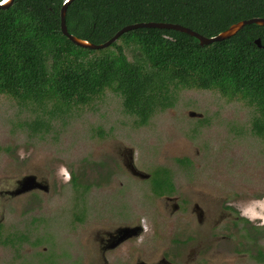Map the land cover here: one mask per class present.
Masks as SVG:
<instances>
[{
	"label": "rangeland",
	"instance_id": "374dc122",
	"mask_svg": "<svg viewBox=\"0 0 264 264\" xmlns=\"http://www.w3.org/2000/svg\"><path fill=\"white\" fill-rule=\"evenodd\" d=\"M128 58L133 61L131 51ZM40 111L0 95V146L9 147L0 153V191L15 189L28 175L45 181L41 184L48 189L15 195L4 207L0 198L6 226L29 237L17 264H101L92 230L107 220L125 225L140 218L147 226L141 248L134 251L127 245L126 257L109 258L110 264H135L136 255L155 261L171 238L186 236L202 240L203 264H263L250 256H232L234 247L244 241L243 224L235 217L247 218L264 230V212L255 203L264 201V138L250 132L252 109L245 102L214 90L181 89L174 107L138 127L124 112L122 98L106 90L67 114L46 115L50 126L45 133L19 126L34 121ZM189 111L202 116L190 117ZM121 149L133 151L140 171L152 174L163 166L176 174L177 193L191 204L212 208L213 219L200 225L189 212L169 218L164 203L149 191L151 180L113 170ZM183 155L189 157L190 169L175 161ZM110 171H115L113 178L107 175ZM119 181L124 182L123 189ZM119 191H126L127 197ZM124 201L128 210L120 217L117 207ZM226 211L231 216L224 217ZM77 217L82 222L76 223ZM260 245L264 247V238ZM7 250H1L0 264H8Z\"/></svg>",
	"mask_w": 264,
	"mask_h": 264
},
{
	"label": "trees",
	"instance_id": "16d2710c",
	"mask_svg": "<svg viewBox=\"0 0 264 264\" xmlns=\"http://www.w3.org/2000/svg\"><path fill=\"white\" fill-rule=\"evenodd\" d=\"M63 2L14 0L8 9H0V95L41 110L34 121L19 126L45 133L50 126L46 115L67 114L106 90L122 98L123 110L136 126H145L157 113L175 106L179 90L198 89L245 102L252 109L250 132L264 138V26L246 25L234 36L206 46L176 30L138 28L108 48L91 50L63 35ZM257 17L264 18V0H74L66 24L70 34L101 44L135 23L180 24L213 37ZM258 38L263 47L255 44ZM3 150L9 147L0 146V153ZM177 161L182 166L191 163ZM151 182L158 196L175 189L166 167H157ZM239 222L244 241L236 252L264 264V230L244 217Z\"/></svg>",
	"mask_w": 264,
	"mask_h": 264
},
{
	"label": "flooded vegetation",
	"instance_id": "af4514ba",
	"mask_svg": "<svg viewBox=\"0 0 264 264\" xmlns=\"http://www.w3.org/2000/svg\"><path fill=\"white\" fill-rule=\"evenodd\" d=\"M125 150L127 154L125 153ZM119 153L120 154H117V159H115L114 162H112L113 170L122 169L131 178L138 179L141 181L151 180L152 174L148 173L150 177L148 179L142 180L129 172V167L131 166L135 167L134 158H133L134 153L132 157L130 156L128 149H123V150L121 149V152ZM178 159H189V157L186 155H183L180 158H177L175 161L177 162V164H180L177 161ZM180 166L187 170V169H190L192 164L190 163V165H186V166H182L180 164ZM114 172L110 171L107 175L110 176L111 174V178H113L115 175ZM171 178H172V182L175 188L173 193L158 196L154 192L152 184H151V188L149 189L152 196L159 198L164 203L165 212L168 214L169 218L173 217L178 212H185V213L189 212L191 215H194L196 217V220L200 225H204L205 221L208 222L210 219H213L212 218L213 216L212 208L202 207V205H200L197 202L193 204L189 203L187 198H184L180 193L179 194L177 193L179 184L176 180V174H173V172H171ZM41 181L42 180L40 179V182ZM42 182H45V181H42ZM18 185L19 184L17 182L15 189H7V190L0 191V198L2 199L1 204L3 203L2 204L3 207L5 205V202H7L8 199L15 196L13 193L16 191V189L19 188ZM119 185H120V189L124 188V182L119 181ZM47 190L48 189H42V190L35 189V190H32V192L37 194L40 191L47 192ZM88 190L89 189H87V191ZM119 193H121V191H119ZM36 194H34L35 197H37ZM121 194H123L124 197H127L126 191H123ZM110 199L114 201L112 197ZM125 205H126V201L122 202L117 207L118 210H120L119 211L120 217L126 216V212L128 209L125 207ZM76 206H78V204H76ZM227 206L228 205H226V207ZM77 209L75 210V212H77ZM129 211L131 212V210ZM226 212H225L226 215H223L224 217L231 216V212H228V211ZM239 217L240 216L235 217V220H239ZM79 222H82V221L79 220L77 217L76 223H79ZM134 227L141 228L140 232L137 235H134L133 232L129 230L127 232H124L122 230L123 228H134ZM146 227L147 226L145 224V220L140 218L138 221L134 223L125 224V225H118V222L114 223L111 220H107L104 223V226L93 229L91 239H92V242L96 244V248H98L101 254L98 258L99 262L101 264H110L108 261L109 258H111V260H113L114 258L123 260L127 254L126 253L127 245H132V247H135L134 251H138L141 248L139 241H140V238H142L143 235L145 234ZM182 231L185 232V229H183ZM182 231L179 232V234H182L183 233ZM213 237L216 238V236H213ZM222 237H225V236H222ZM169 242H170V245L167 246L160 253V255L155 261L146 262L145 260L142 259L140 255H136L133 257L135 259V264H203L202 257H205V254L202 255V252H206V251L203 250V243L199 237L198 239H195V237L186 236V238L182 240L171 238ZM25 243H29L28 234L25 232L18 234L17 232H15L14 229H11V227L6 226L4 217L2 215L0 217V259L3 255V252H1V250L8 248L7 252L11 253L9 254V257L6 259L8 264H17L18 261L24 258L23 252H21V248L24 247ZM191 245L193 247H191ZM188 247H189V250H188L189 254L186 257L185 252L188 249ZM190 248L192 249L190 250ZM236 248H238V246L234 247V250H232L233 254H235V255H232L233 257H236L238 255L248 256V254H245V253H237L235 250Z\"/></svg>",
	"mask_w": 264,
	"mask_h": 264
},
{
	"label": "water",
	"instance_id": "95a60500",
	"mask_svg": "<svg viewBox=\"0 0 264 264\" xmlns=\"http://www.w3.org/2000/svg\"><path fill=\"white\" fill-rule=\"evenodd\" d=\"M74 0H64L63 5L61 7V31L63 35H65L74 45L79 46L81 48H87L91 50H101L108 48L111 46L114 42H116L124 33L129 32L131 30H135L138 28H157V29H168V30H176L182 33H185L187 35H190L196 39H198L201 46L210 45L214 42H220L224 41L232 36H234L236 33H238L241 29H243L246 25L255 24L258 26H264V18L257 17V18H251L243 21H239L238 23H235L231 25L228 29L222 31L216 36L213 37H205L199 34L198 32L194 31L193 29L189 27H185L180 24H173V23H158V22H142V23H135L132 25H128L124 28H122L120 31H118L111 39L108 41L101 43V44H94L91 43L88 40H84L81 38H78L72 34L69 33L68 27L66 24V12L68 9V6L73 2ZM14 0H0V9H8L12 4ZM255 44L258 47H263L261 44V40L258 38L255 40ZM190 117H201L202 115L194 112L189 111ZM129 150V154L132 157L133 151ZM129 172L133 174L134 176L144 180L148 179L150 175L146 172L139 171L136 167L131 166L129 167ZM19 188L16 189V191L13 193L14 195L24 194L25 192L32 191L34 189H46L40 181L37 180V177L35 175H28L25 176L21 181L18 182ZM124 232H127L128 230L133 232L134 235H137L141 228L140 227H134V228H123Z\"/></svg>",
	"mask_w": 264,
	"mask_h": 264
},
{
	"label": "clouds",
	"instance_id": "9594fccd",
	"mask_svg": "<svg viewBox=\"0 0 264 264\" xmlns=\"http://www.w3.org/2000/svg\"><path fill=\"white\" fill-rule=\"evenodd\" d=\"M255 203L257 204L258 207H260L261 212H264V201H257ZM249 218L251 219L252 217Z\"/></svg>",
	"mask_w": 264,
	"mask_h": 264
}]
</instances>
